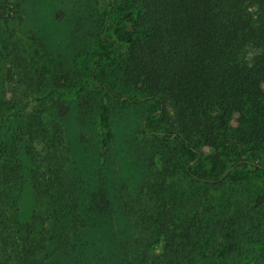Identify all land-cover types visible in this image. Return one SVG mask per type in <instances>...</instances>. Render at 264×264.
<instances>
[{"label": "trees", "instance_id": "1", "mask_svg": "<svg viewBox=\"0 0 264 264\" xmlns=\"http://www.w3.org/2000/svg\"><path fill=\"white\" fill-rule=\"evenodd\" d=\"M111 14L116 4L120 13L110 34L99 38L106 49L95 62L88 80L94 84L99 61H111L119 67L118 82L123 88L141 90L138 100H155L157 112L167 113L170 99L176 110L178 128L155 132L163 141L176 140L185 156L197 158L200 151L191 133H199L203 144L213 155L209 170L191 171L190 182L207 185L201 192V203L188 211L181 221L176 213L173 188L167 177L159 184L145 185L148 200L135 214V221L120 243L106 237L105 231L92 228L95 241H90L88 228L93 217L110 209L111 201L104 187H98L82 198L71 177L49 170L40 174L33 142L35 131L21 126L16 131L17 146H24L31 157L30 177L36 204L26 220H20L19 209L12 200L11 185L23 184L24 177H3L4 156L9 138L0 137V249L8 257L0 264H84L88 248L106 251V264H212L199 258L207 238L224 229L215 218V207L207 195L209 189L221 185L228 177L223 150L229 137L221 135L216 117L207 116V107L219 104L227 120L236 115L242 123L241 137L254 141L264 154V0H104ZM24 0H0V36L5 56L15 68H27V54L17 40L23 17ZM255 6L256 15L249 8ZM257 49L247 57L248 46ZM26 70V69H25ZM10 78V83L13 82ZM59 82L54 83L58 86ZM103 99L99 115L101 146L107 150L113 132L109 126V105L113 95L102 86ZM19 100L12 102L0 96V113L18 110ZM87 99L80 102L85 108ZM58 113L65 116L69 106L60 101ZM19 142V143H18ZM245 159L264 175V163ZM48 176V177H45ZM23 179V181H22ZM264 191V189H263ZM208 199V200H207ZM264 202V195L257 203ZM179 220V222L177 221ZM230 226L234 239L230 253L243 251L258 254L256 264H264V235L258 241L254 217L240 211ZM97 249H95L96 252ZM96 256V253H94ZM99 260V257H97ZM227 260V259H226ZM225 259L220 264H227Z\"/></svg>", "mask_w": 264, "mask_h": 264}, {"label": "rangeland", "instance_id": "2", "mask_svg": "<svg viewBox=\"0 0 264 264\" xmlns=\"http://www.w3.org/2000/svg\"><path fill=\"white\" fill-rule=\"evenodd\" d=\"M120 8L121 5L116 4L111 14L106 15L109 5L104 0H24V20L19 31L22 40H17L28 57L27 68L23 69L15 68L8 61L0 36V96L6 101H20L18 110L0 113V137L5 134L9 138L3 177H24L23 184L11 185L20 220L28 219L36 204L29 180L31 157L24 146L19 142L17 146L16 142V131L23 126L35 131L33 149L40 161L41 175L50 169L71 177L82 198L104 187L111 201L110 209L100 217H93L87 238L95 241L94 227L100 233L104 230L106 237L118 243L148 200L145 185L149 181L157 185L167 177V186L174 191L168 195L172 198L174 194L176 199V216L185 220L188 211L201 203L198 195L205 192L207 185L187 180L185 177L190 176L184 167L191 171L209 170V157L213 155L199 133L190 134L200 151L197 158L183 155L176 140L163 141L154 136L155 132L178 128L172 101L167 100V113L160 114L157 101L132 100L141 90L120 86L119 67L113 62L100 60L94 84L88 80L93 62L106 49V43L98 35L100 29L103 34H110ZM249 11L256 15L255 6H250ZM256 52L255 46H248V59ZM10 78L14 79L12 83ZM58 80L59 85L55 86ZM102 86L113 95L108 100L113 137L107 150L102 149L99 129ZM84 98L87 106L80 108ZM60 101L69 106L65 116L58 113ZM205 113L216 117L221 135L229 137L222 151L228 178L209 189L207 197L215 207V219L224 223V229L207 238L199 258L212 264H220L224 259L227 264H256L258 254L229 252L234 239L230 224L240 211H247L262 229L261 232L255 226L257 234L250 240L260 243L263 238L264 202L258 204L257 199L264 195V175L245 159L249 157L254 162L264 163V154L256 142H246L241 137L240 115L227 120L219 104L207 107ZM4 254L1 248L0 257H8L9 252ZM105 256L106 251H101L99 243L86 250L83 261L84 264H106Z\"/></svg>", "mask_w": 264, "mask_h": 264}]
</instances>
